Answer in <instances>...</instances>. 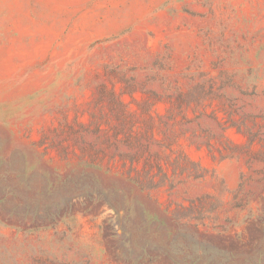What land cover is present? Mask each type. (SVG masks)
Listing matches in <instances>:
<instances>
[{
  "label": "rangeland",
  "instance_id": "374dc122",
  "mask_svg": "<svg viewBox=\"0 0 264 264\" xmlns=\"http://www.w3.org/2000/svg\"><path fill=\"white\" fill-rule=\"evenodd\" d=\"M0 264H264V0H0Z\"/></svg>",
  "mask_w": 264,
  "mask_h": 264
}]
</instances>
